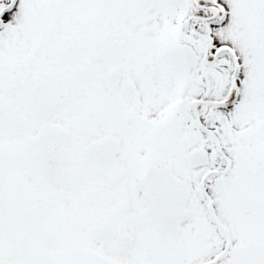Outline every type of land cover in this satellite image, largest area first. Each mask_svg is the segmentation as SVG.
Returning a JSON list of instances; mask_svg holds the SVG:
<instances>
[{"label": "snow or ice", "instance_id": "snow-or-ice-1", "mask_svg": "<svg viewBox=\"0 0 264 264\" xmlns=\"http://www.w3.org/2000/svg\"><path fill=\"white\" fill-rule=\"evenodd\" d=\"M0 264H264V0H0Z\"/></svg>", "mask_w": 264, "mask_h": 264}]
</instances>
